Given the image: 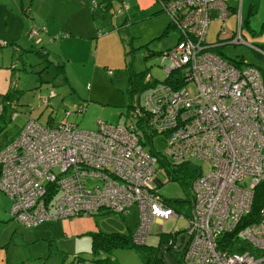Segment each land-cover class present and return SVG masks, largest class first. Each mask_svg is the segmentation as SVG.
<instances>
[{
  "label": "built area",
  "instance_id": "2783aa9c",
  "mask_svg": "<svg viewBox=\"0 0 264 264\" xmlns=\"http://www.w3.org/2000/svg\"><path fill=\"white\" fill-rule=\"evenodd\" d=\"M157 1L178 31L163 69L176 75L179 70V79L170 76L151 87L144 100L147 111L134 108L133 118L143 115L142 128L165 130L163 155L202 159L210 166L191 179L181 263L264 264L262 75L256 65L234 64L205 41L209 10L215 8L222 22L230 10L227 0ZM226 41L244 40L237 31ZM191 78L193 95L183 87ZM138 130L133 120L124 125L97 120L95 128H78L64 117L53 124L27 118L0 145V190L10 200L11 217L31 226L104 208L125 212L136 205L131 241L144 243L152 223L159 229L164 219L181 213L155 192L156 155L142 148ZM87 178L93 180L90 187ZM259 187L263 200L257 214L237 231L249 249L230 251L219 244L220 235L250 211Z\"/></svg>",
  "mask_w": 264,
  "mask_h": 264
},
{
  "label": "rangeland",
  "instance_id": "374dc122",
  "mask_svg": "<svg viewBox=\"0 0 264 264\" xmlns=\"http://www.w3.org/2000/svg\"><path fill=\"white\" fill-rule=\"evenodd\" d=\"M40 1L36 2L37 12L31 11L25 17L18 8L20 0H0V39H12L17 44L15 49L13 42L0 46V94L5 92L10 81L15 84L14 94L18 95L14 109L4 110L0 116V145L14 136L30 116L41 118L47 114L49 120L59 121L65 110L75 103H85L84 111L70 113L66 119L79 128L95 127L96 119L124 125L129 120L130 107L133 103L144 104L145 94L151 87L140 89L138 85L143 79L135 73L141 70L147 72L151 78L157 79L155 84L161 83L164 77L162 66L168 60L165 52L172 49L178 36L173 26L162 33L169 20L167 11L154 9L150 14L149 8L139 9V6L131 4L128 7L131 16L125 20L127 28H120L117 23L122 17L120 12L125 11L124 3H120L117 10L114 4L107 6L108 1L113 0H94L95 5L91 0H85V3L84 0L56 3L55 8L59 11L73 10L72 15L64 18L56 15V9H53L46 20L51 3L43 2L40 6ZM228 2L233 5L236 1ZM251 14L253 25L250 26L253 27L257 25L260 13ZM215 19L218 20V29L221 21L217 18V11ZM228 21L231 22V17ZM44 25L53 26V33L60 37L51 40L42 36L39 42L33 41L36 37L27 40L29 30L37 31L38 36ZM68 36L71 39L62 44L60 41ZM46 39L48 44L43 43ZM249 39H245L246 42H250ZM35 49L46 53L38 54ZM218 49L227 60L241 57L264 72V54H259L246 43L224 42ZM11 63L15 68H10ZM130 72L134 74L129 77ZM175 74L174 71L170 76ZM177 74L179 79V70ZM195 85L192 78L183 83L191 95L195 92ZM49 90H53L54 95L46 100ZM164 131L153 133L142 146L144 150L149 148L156 152L159 158L154 161L152 172L155 192L168 204L170 201L176 204L181 213L164 219L160 233L157 223H152L144 243L131 242L130 246L92 250L91 232L117 230L127 233L135 229L138 219L136 205L125 212L104 208L91 214H68L24 226L9 217L10 201L7 199L4 204L0 202L5 208L3 217H6L0 219V264L4 263V243L8 264H156L144 261L145 255L155 254L156 244L159 246L162 239L173 233L172 230L180 232L185 226L187 207L192 200L191 179L197 173L210 169L209 163L202 159L190 161L196 164V167H191L190 162L185 163L170 154L163 155L168 144ZM92 183L91 178L86 179L87 186ZM56 250H60L61 254ZM23 254L28 257L26 261L21 260ZM180 255L176 254L174 264H182Z\"/></svg>",
  "mask_w": 264,
  "mask_h": 264
},
{
  "label": "trees",
  "instance_id": "16d2710c",
  "mask_svg": "<svg viewBox=\"0 0 264 264\" xmlns=\"http://www.w3.org/2000/svg\"><path fill=\"white\" fill-rule=\"evenodd\" d=\"M157 4L156 7L158 9H161V10H164V8L158 3V1L156 0ZM92 4H94V1L92 0ZM222 23V22H221ZM164 30L162 31V33H165L168 29L169 26H173L175 28V22H173V20L171 19L170 15H169V20H168V23L166 25H164ZM208 26V24H207ZM44 29V27H43ZM207 29V28H206ZM235 32V31H234ZM30 34L33 35V37H36L37 35V31H30ZM242 37V36H241ZM243 38V37H242ZM225 38H219L218 40L221 41ZM40 38H35V42H39ZM243 40L245 41V39L243 38ZM205 41L207 43H212L214 44V42L216 43V41L214 42H210V41H207L205 39ZM9 42L11 41H8L6 39H0V46H5L7 45ZM251 43V42H250ZM254 45H256L255 43H253ZM17 46V44H14L13 43V48L15 49V47ZM212 50L215 51L216 53L220 54V51L218 49V45H215L213 46L212 45ZM35 51L38 53V54H43V53H46V51H41L39 49H35ZM126 51V50H125ZM152 53V52H151ZM232 62L234 64H241V63H247L246 61H244L241 57L239 58H233L232 59ZM247 64H251V63H247ZM55 65H58V64H55ZM62 67V65H60ZM257 66V65H256ZM258 67V66H257ZM10 68H15V65L14 63H11L10 65ZM163 68V66H162ZM261 75H262V79H263V82H264V73L263 71L258 67ZM164 70V69H163ZM174 69H169L168 72H165V70L163 71L164 72V77L161 79V83L162 82H168L169 81V78H170V75L172 74V72ZM108 72H110V70L108 69ZM134 72H130L129 73V77L130 76H133ZM147 72L141 70V71H137L135 73V76L137 77H141L143 79V82H140L138 87H140V89L142 87H146V86H156L158 84H155L157 81L156 78H151L150 75L148 74L149 76V79L147 77ZM176 75V74H175ZM173 75V76H175ZM178 75H176L177 77ZM10 83V85H9ZM8 83V87L7 89L5 90V92L1 93L0 94V116L2 114V112L4 110H7V109H10L12 108V106H10V101H12L14 99V101L16 100L15 97H17L18 95L17 94H14L13 90L14 89V83L12 84L10 81ZM150 87V88H151ZM146 95V94H145ZM10 99V100H9ZM131 109H139L140 111H144L143 113L145 114V112L147 111V108H145V105L144 104H134L130 107ZM85 109V103H81V104H78V103H75L72 108H70L69 110H65L64 112V118L67 122H69L66 118L67 116L70 114V113H79V112H83ZM133 111L130 110L129 112V120H133L135 125L137 126V128H139L138 131H136L137 133V139H139V141H141L143 144L146 142V139L147 138H150L152 136L153 133H158V131L154 130L153 128H142V120H143V115H139L138 117L136 118H133ZM97 120H101V119H96V123H97ZM128 120V121H129ZM101 121H105V120H101ZM126 121V122H128ZM105 122H108V121H105ZM125 122V123H126ZM73 125L76 126L75 123H72V122H69ZM109 123H113V122H109ZM116 125H118L117 123H114ZM0 127H1V123H0ZM77 127V126H76ZM96 127V126H95ZM95 127H92V128H95ZM79 128V127H78ZM3 144V143H2ZM149 149V148H148ZM150 150V149H149ZM151 151V150H150ZM152 152V151H151ZM154 154H157L156 152H152ZM156 159L158 160V156H156ZM183 162L185 163H189L190 161H187V160H183ZM190 166L191 167H196V164L194 163H191L190 162ZM1 191V190H0ZM262 188L259 187V188H256L255 189V192H254V197H253V201H252V204H251V208H250V211L244 215L241 220L237 223L236 227H234L231 231L229 232H224L223 234L220 235V238H219V244H221V246H226V248L230 251H242L244 249H249V245L247 244L246 241H244L241 237H238L237 236V231L244 225H246L248 222H250V220H252L256 214H257V211H258V208H259V205H260V201H262L263 199H261V197L263 196V192H262ZM10 201V200H9ZM191 203V202H190ZM168 204V203H167ZM173 208L177 209L176 207V204H174L173 202L170 201V204ZM190 205V204H189ZM189 205L187 208H189ZM93 212V211H92ZM91 212V213H92ZM89 213V214H91ZM9 217H11L10 213H9ZM12 218V217H11ZM132 231V230H131ZM131 231L125 233V232H122V231H115V230H112V231H96V232H91V246H92V250L96 249L97 251L99 249H104V250H109L111 248H114V247H117V246H130L131 245ZM177 232V231H176ZM160 233V232H158ZM13 242H11L12 244ZM134 243V242H133ZM4 248H6V245L4 243ZM14 248L15 250H17L16 247H12ZM155 248V254L153 255H145V258H144V261H152L156 264H161L162 261L159 257L156 256V252L158 251V244H156L154 246ZM6 252H7V249H6ZM58 254L60 255L61 254V251H57ZM64 256V253H62V256ZM7 260H6V264H8V257L6 256ZM28 259V257L26 255H22V259L23 261H26ZM20 260V261H21Z\"/></svg>",
  "mask_w": 264,
  "mask_h": 264
},
{
  "label": "crops",
  "instance_id": "0c3cea01",
  "mask_svg": "<svg viewBox=\"0 0 264 264\" xmlns=\"http://www.w3.org/2000/svg\"><path fill=\"white\" fill-rule=\"evenodd\" d=\"M38 1H40V0H20V5L18 6V8H19L20 11L21 10L23 11L25 17H28L31 14V11H33V13L37 12V10H36V2H38ZM49 1H50L51 4H50V6H48L49 12L45 16L46 20L49 18V15L52 14V10L53 9H56V15L64 17V18L67 15H72L73 10L71 12H64V11H59L58 8H55V4L56 3H60L61 4V3H64V2H67V1H71V0H41L39 2V5L41 6L43 4V2H49ZM235 1L236 2H234L233 5H232V3L229 4V2L227 0L228 5L230 6V10H229V13L226 15L225 19L222 21V24L220 23V28H218V29H217V26H219L217 24L218 20L215 19V14H216L215 10L216 9L212 8V9L209 10L210 19H209L208 26H207V29H206V32H205V39H206V36H207V39H206L207 41L214 42V41L217 40L216 43L215 42L214 43H215V45H218V47H219L224 42H227L226 39H228L234 33L239 31V33H240V35L242 37H244V34H245L246 38L244 37V39L248 40L250 38L251 39L250 42L251 43H255L256 46H257V48H254V47H252L250 45H249V47L254 49L259 54H261V53L264 54V0H246L247 3H244L243 0H235ZM25 2H27L26 5H25ZM84 3H85V0H84ZM91 3H92V0H91ZM108 3H109L107 5L108 7H110V6H112L114 4V8H116L120 3L126 4L125 8L123 9L125 11L124 12L123 11H121V12L119 11L120 14L122 15V17H120L118 15L120 17V21L117 24L120 26V28H122V27L127 28V22L125 20H129V18L131 16V15H129L130 8L128 9V7H130L131 4L139 6V9H147V8H149L150 9V12H149L150 14L153 13L154 9L155 10L157 9L156 0H113V2L108 1ZM95 4L96 3L94 1V4H92V5H95ZM116 10H117V8H116ZM92 11H94V10H92ZM251 12L260 13L259 14L258 23H257L258 26L255 25V26H253L254 28L250 26V24H252L250 17L253 15V14H251ZM229 17H231V22L230 23L228 21ZM29 18H31V17H29ZM142 18H144V17H142ZM27 21H29V20H27ZM242 23L244 24L245 28H243ZM44 26H43L44 29L43 30H39V32H38V36H39L40 40L42 39V36H45L47 39L50 38L51 40L60 37V35H58L56 33L55 34L53 33V26L52 27L51 26H46V25H44ZM36 27H38V26H36ZM216 29H217V31H216ZM42 31H46V32H42ZM249 31H250V33H248ZM40 32H42L44 34L41 33V35H40ZM38 36H36V38ZM26 37H27V40H32L33 39V38H31V37H33V35L30 34V30L27 32V36ZM219 38H225V40L223 39V41L221 40V42H220L218 40ZM47 39L44 40V42H43L44 44H48L49 43V40H47ZM68 39H71V38L69 36L68 37H64L60 42L63 44V42H67ZM7 40L14 43V40H12V39H7ZM33 41H35V40L33 39ZM53 95H54L53 90H49L48 94L46 95L47 98H45V99L47 100L49 97H51ZM15 99H16V97H15ZM15 102H16V100L14 101V99L9 102L10 106H12V109H14ZM44 104H45L44 106H46L47 101ZM13 113H15V111L12 112L11 115H13ZM28 115H32V114L29 113ZM30 117H36V116L32 115ZM36 118L40 119V121L47 122L49 124H53V123L57 122V121L49 120V115H47V114H45L41 118H38V117H36ZM18 131H19V128L17 129L16 133ZM12 137L13 136H10L9 139L12 138ZM9 139H7V140H9ZM7 140H5V141H7ZM1 193H0V202L2 204H4L5 202H8V200H7L8 198L2 191H1ZM2 204H0V219H5L6 217L5 218L3 217L4 213H2V212H4L5 208H4V206ZM0 222H2V221H0ZM4 249L5 250H4V259H3L4 263L3 264H6V260H7V258H6V248H4ZM56 251H60V250H56Z\"/></svg>",
  "mask_w": 264,
  "mask_h": 264
},
{
  "label": "water",
  "instance_id": "95a60500",
  "mask_svg": "<svg viewBox=\"0 0 264 264\" xmlns=\"http://www.w3.org/2000/svg\"><path fill=\"white\" fill-rule=\"evenodd\" d=\"M227 42H230V41H227ZM242 42L246 43L248 46L249 45L252 46V47L256 46L253 43H249V42H246V41H242ZM159 230H160V228L158 229V231ZM172 231H174V230H172ZM181 237H182V240L180 241ZM185 241H186V234H184V233L177 234L176 242H175V246H176L175 250L176 251H180L183 248V245H184ZM164 248H165V245L163 243H161L160 244V248L158 249V251L156 253V256L161 258L162 264H174V258L169 253H167L164 250Z\"/></svg>",
  "mask_w": 264,
  "mask_h": 264
},
{
  "label": "flooded vegetation",
  "instance_id": "af4514ba",
  "mask_svg": "<svg viewBox=\"0 0 264 264\" xmlns=\"http://www.w3.org/2000/svg\"><path fill=\"white\" fill-rule=\"evenodd\" d=\"M180 233H183V232H174L173 231V233L172 234H170L169 236H167L166 238H164V239H162V241L160 242V244L161 243H163L164 245H165V248H164V250L167 252V253H169L173 258H174V263H176L175 262V258H176V254H177V256L179 255V254H181V250L180 251H176L175 250V242H176V236H177V234H180ZM185 234V233H184ZM182 240V237L180 238V241ZM180 243V242H179ZM160 244H159V248H160ZM158 248V249H159ZM160 258V257H159ZM161 259V258H160ZM162 261V260H161Z\"/></svg>",
  "mask_w": 264,
  "mask_h": 264
}]
</instances>
